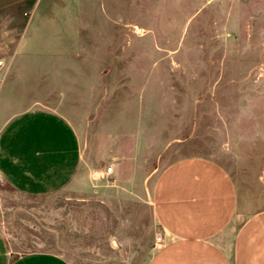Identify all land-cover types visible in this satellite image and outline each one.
Instances as JSON below:
<instances>
[{
  "label": "rangeland",
  "instance_id": "obj_1",
  "mask_svg": "<svg viewBox=\"0 0 264 264\" xmlns=\"http://www.w3.org/2000/svg\"><path fill=\"white\" fill-rule=\"evenodd\" d=\"M31 110L66 119L82 161L46 196L0 177L19 254L149 264L155 185L190 158L229 173L249 218L264 210V0H0V132Z\"/></svg>",
  "mask_w": 264,
  "mask_h": 264
},
{
  "label": "crops",
  "instance_id": "obj_2",
  "mask_svg": "<svg viewBox=\"0 0 264 264\" xmlns=\"http://www.w3.org/2000/svg\"><path fill=\"white\" fill-rule=\"evenodd\" d=\"M78 136L60 115L20 113L0 132V177L12 190L46 196L64 189L81 166ZM161 231L149 264H264V210L239 218L229 173L203 158L168 166L153 191ZM0 264H71L50 252H15L0 230Z\"/></svg>",
  "mask_w": 264,
  "mask_h": 264
},
{
  "label": "built area",
  "instance_id": "obj_3",
  "mask_svg": "<svg viewBox=\"0 0 264 264\" xmlns=\"http://www.w3.org/2000/svg\"><path fill=\"white\" fill-rule=\"evenodd\" d=\"M111 171H112V169H109V172H111ZM157 242H158V244H160V243L162 242V238L159 237V238L157 239Z\"/></svg>",
  "mask_w": 264,
  "mask_h": 264
}]
</instances>
